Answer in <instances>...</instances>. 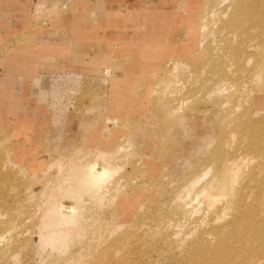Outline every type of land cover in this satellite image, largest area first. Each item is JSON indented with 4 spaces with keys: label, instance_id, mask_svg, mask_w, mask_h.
Wrapping results in <instances>:
<instances>
[{
    "label": "rangeland",
    "instance_id": "obj_1",
    "mask_svg": "<svg viewBox=\"0 0 264 264\" xmlns=\"http://www.w3.org/2000/svg\"><path fill=\"white\" fill-rule=\"evenodd\" d=\"M231 1L212 0L208 4L206 0H0V226L11 227L0 230V264H60L65 256L79 252L84 257L98 250L122 218L121 210L127 205L120 201L123 194L110 191L101 204L84 197L89 221H83L81 235L65 246L67 255L41 248L34 226L39 217L37 193L49 182L51 174L59 176L61 169L54 167L46 172V164L30 166L26 161L34 151L37 154L49 148L53 152L51 143L68 146L69 153L83 145L89 132L112 139L124 151L140 149L143 154L148 150L150 160L144 162L150 166L147 175L133 172V166L117 174L122 192L132 200L129 206L139 207L126 226L132 228L135 236L130 245L138 252L130 259L153 264L188 262L184 258L191 240L188 235L200 225L199 219L206 215L208 207L205 201L192 198L217 169L205 167L203 172L209 171L206 178L190 195L184 187L177 188L178 182L183 183L179 176L201 167L202 152L205 146L215 144L218 132L228 136L232 133L237 102L226 82L212 86L210 81L197 99L183 104L181 113L171 114L168 108L179 99L166 103L156 90L172 62L199 66L207 58V48L217 57L221 52L217 19L219 11L229 9ZM162 27L165 32L158 36L156 32H161ZM171 51V57H166ZM249 61L247 68L255 58ZM202 69V76H208L209 64ZM261 84L245 82L244 90L251 103H256V85ZM262 97L264 94L258 100ZM178 114L189 117L195 127L194 137L182 131L180 134ZM31 117L42 125L38 131L23 130L28 125L21 119ZM133 125L140 126V130L149 125V131L139 132ZM123 126L129 128L127 134L115 137L123 133ZM160 126L163 127L159 129ZM129 132L130 136L137 132L130 142L126 140ZM140 133L141 139L154 136L152 140L148 138L153 143L149 148L137 146ZM158 135L160 140L166 138L163 146L176 140L171 143L175 152H170V158L175 160L161 159V175L155 172L162 164L154 163L157 149L153 146ZM186 144L187 149L183 150ZM19 145H28L24 146V150L29 149L28 157L13 163L10 153ZM225 146L228 148V140ZM30 176L40 181L29 184ZM158 176L162 182L156 184ZM113 197L117 198L115 202ZM63 201L65 205L72 204L70 199ZM216 213L209 211L206 221ZM12 218L15 222L10 224ZM162 237L170 243H162Z\"/></svg>",
    "mask_w": 264,
    "mask_h": 264
},
{
    "label": "bare ground",
    "instance_id": "obj_2",
    "mask_svg": "<svg viewBox=\"0 0 264 264\" xmlns=\"http://www.w3.org/2000/svg\"><path fill=\"white\" fill-rule=\"evenodd\" d=\"M211 1L206 0V3L209 4ZM154 21L153 23L158 20ZM157 24L160 25V21ZM217 24L221 34L220 43L217 41L221 45V52L217 54V57H213V51L207 48V58L205 56L206 60L199 66L187 64L184 61L172 62L171 67L166 68V72L160 80L161 87L156 90L160 99H165L166 103L170 104L179 99L175 106L171 105L168 108L171 114L180 112L183 104L188 103L190 99H197L199 92L207 90L210 81H213L212 86L221 81L226 82L228 88L234 92L233 101L237 102L235 103L237 115L233 119L232 133L228 136L226 132H218L215 144H210L209 147L205 146L202 152L203 157L200 161L203 168L200 167L193 172L179 176L180 182L183 183L177 181V185L179 184V186L176 185L177 188L184 187V190L190 195L195 191L199 181L206 178L209 168L215 166L217 169L216 173L194 193V198H192V200L200 202L205 201L208 207H205L206 215H202L199 219L200 225L195 230H191L194 233L191 235L189 234L191 232H188L191 240L184 252V255L187 253L184 258H188V262L173 260L172 264H264V98L262 97L261 101L258 100L264 94V0H232L229 9L219 11ZM164 30L162 27V31L156 32V34L161 36L165 32ZM162 40L160 39V41ZM171 55L172 51L168 52L166 57H171ZM253 57L255 58L254 63L247 68L249 60ZM208 64L210 72L208 76L204 77L202 75L205 70L202 68ZM248 81L256 82V84L262 83L256 85L255 91L257 92L255 93L256 96L258 95L256 103L250 102L247 92L244 90L245 82ZM187 117L182 114H178L176 117L177 124H181L179 127H182H180V134L182 131L189 134L190 137H194L195 127ZM21 120L25 125H28V128L23 130L35 132L42 127V125H37L32 117ZM148 126L141 130L138 125L132 127L139 132H148L149 130L146 129ZM163 126H160L159 129ZM122 129L123 133L115 137L119 136L120 138L129 130L126 126H123ZM158 131L156 128L154 133L157 134ZM131 133V136L130 132L128 133L130 136L129 139H126L128 142L137 137V132ZM142 136L140 133L138 140ZM149 137L151 136L141 139L137 146L149 148L153 144L148 140ZM153 138L154 136L150 139ZM162 139L160 140L158 135L153 146L157 149L154 163L162 164H159L161 166L159 170L153 172L159 175L163 173L164 169V160L161 159L175 160V158H170V156L172 157L170 152H175L171 143L173 144L176 140L172 139L173 141L169 145L163 146V141L166 138ZM227 140L228 148L225 146ZM24 146L28 145H19L14 152L10 153L13 155V163L19 162L20 159L26 161L28 157L26 150L29 149L24 150ZM49 147L53 152H50L49 148H45L37 154L34 151L30 154V159L26 161L30 166L46 164V172L54 167L61 169L60 175L51 174L49 182L45 187L41 186V191L39 190L40 192L37 193L36 205L39 217L34 226L39 232L37 233L41 248H46V250L48 248L59 253L64 252L67 255L68 248L65 246L77 235H81L85 224L83 221H87L85 213L89 210V206L84 201V197H89L93 202L101 204L104 196L110 194V191H114V195L123 194V196L120 195V201H126L128 207L126 205V208H122L121 213L123 212V214L120 215L122 218L118 222L116 221L115 226L113 225L114 229L107 234L108 238L104 243L100 242L101 245L95 252L88 253L84 257L80 252L70 253L69 257L62 258L60 264H153L148 260L130 259L138 252L136 253L137 248L130 245L134 239L132 228L126 226L139 207L129 206L128 202L132 200L127 197L128 193L122 192L121 179L117 178V174L129 166H133V172L147 175L150 166L144 162L150 160L147 156L148 150H144L143 154L140 153V149L124 151L122 145L117 146L112 139L101 137L95 132L85 135L83 145L69 153H67L69 147L66 145L60 146L51 143ZM175 147L178 148V146ZM185 149H187V144L183 150ZM205 167H208V170L203 172ZM158 177L159 181L155 182L156 184L162 182L160 176ZM29 179L31 180H29V184L40 181L36 176H30ZM164 179L166 178L164 177ZM64 199H70L72 204L65 205ZM115 199L117 198L112 200L115 202ZM109 205L111 206V204ZM193 207L195 208V205ZM213 210H216L217 213L208 217L209 219L206 221L208 212ZM128 211L130 214H127ZM14 219L12 218L10 224L15 222ZM137 221L134 223H138ZM10 228L7 225L6 228L3 225L0 226V230H9ZM115 233L117 234L115 235ZM188 236H186L187 239ZM102 237L104 236H100V238ZM161 241L170 243L165 237H162ZM1 261L0 254V263Z\"/></svg>",
    "mask_w": 264,
    "mask_h": 264
}]
</instances>
